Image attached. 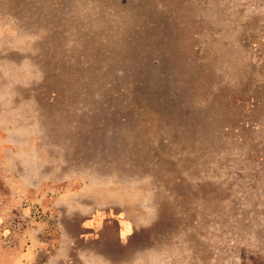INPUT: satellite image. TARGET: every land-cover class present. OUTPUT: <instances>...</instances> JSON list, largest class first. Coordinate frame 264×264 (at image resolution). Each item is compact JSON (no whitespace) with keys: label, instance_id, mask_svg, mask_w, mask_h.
I'll return each instance as SVG.
<instances>
[{"label":"rangeland","instance_id":"374dc122","mask_svg":"<svg viewBox=\"0 0 264 264\" xmlns=\"http://www.w3.org/2000/svg\"><path fill=\"white\" fill-rule=\"evenodd\" d=\"M0 264H264V0H0Z\"/></svg>","mask_w":264,"mask_h":264}]
</instances>
